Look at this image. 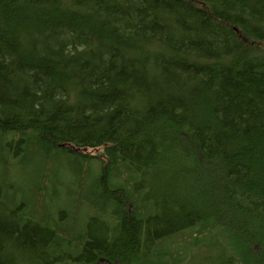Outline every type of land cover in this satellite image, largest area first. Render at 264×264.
<instances>
[{
  "label": "trees",
  "instance_id": "obj_1",
  "mask_svg": "<svg viewBox=\"0 0 264 264\" xmlns=\"http://www.w3.org/2000/svg\"><path fill=\"white\" fill-rule=\"evenodd\" d=\"M0 168V264H264V0H0Z\"/></svg>",
  "mask_w": 264,
  "mask_h": 264
},
{
  "label": "rangeland",
  "instance_id": "obj_2",
  "mask_svg": "<svg viewBox=\"0 0 264 264\" xmlns=\"http://www.w3.org/2000/svg\"><path fill=\"white\" fill-rule=\"evenodd\" d=\"M89 152H92V150H89ZM10 166H12V167H10V170H11V171H12L13 169H15V166H13L12 163H10ZM3 172H4V168H0V175H1ZM13 172H14V171H13ZM15 172H16V174H17L18 177H22V176L24 175V173L21 174L20 171H15ZM47 213H48V215H49L48 217H52V216L56 215L54 211H47ZM71 217H72V218H75V217H77V214L74 213L73 215H71ZM69 218H70V217H69ZM84 222H85V218L82 216L81 224L83 225Z\"/></svg>",
  "mask_w": 264,
  "mask_h": 264
}]
</instances>
